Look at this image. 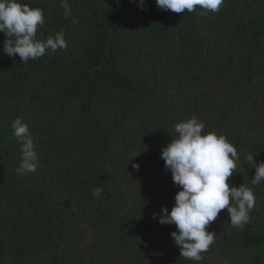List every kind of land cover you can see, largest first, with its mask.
<instances>
[{
	"label": "trees",
	"instance_id": "trees-1",
	"mask_svg": "<svg viewBox=\"0 0 264 264\" xmlns=\"http://www.w3.org/2000/svg\"><path fill=\"white\" fill-rule=\"evenodd\" d=\"M25 3L43 9L38 38L64 32L68 47L22 64L0 32V264H264V183L243 228L226 208L207 226L216 235L202 261L181 256L176 225L153 219L180 190L161 158L177 123L195 116L234 144L230 187L251 186L245 154L264 161V0L206 15L68 0L67 19L61 0ZM17 117L34 138V173L16 171Z\"/></svg>",
	"mask_w": 264,
	"mask_h": 264
},
{
	"label": "clouds",
	"instance_id": "clouds-1",
	"mask_svg": "<svg viewBox=\"0 0 264 264\" xmlns=\"http://www.w3.org/2000/svg\"><path fill=\"white\" fill-rule=\"evenodd\" d=\"M223 3L224 0H156L161 9L175 13L186 9L192 13L199 7L203 10L201 15L219 12ZM61 6L65 19L69 18L68 0H61ZM139 7L144 10L145 0H139ZM76 22L73 18V23ZM44 23L43 9L30 6L25 0H0V32L7 37L3 52L12 58L18 54L24 64L49 51L54 54L58 49H66L64 32L46 39L38 38V28ZM11 127L21 150L16 171L21 175L36 172L39 156L28 124L22 117H17ZM204 129V122L195 116L175 125V135L163 147L161 158L180 190L170 212L167 206H163L162 214L153 213V219L159 217V223L176 225L177 230L171 232V238L180 246L181 256L194 261H202V253L207 252L214 242L216 234L207 226L217 219L221 210L227 209L234 227L243 228L249 222L256 203L254 189L264 183V161L257 163L254 159L257 154L247 153L244 158L255 169L251 186L243 183L237 187L233 183L230 187L229 178L240 161L237 148L225 134L205 132ZM134 166L139 168L138 164ZM102 191V187H97L92 195L99 197Z\"/></svg>",
	"mask_w": 264,
	"mask_h": 264
},
{
	"label": "rangeland",
	"instance_id": "rangeland-1",
	"mask_svg": "<svg viewBox=\"0 0 264 264\" xmlns=\"http://www.w3.org/2000/svg\"><path fill=\"white\" fill-rule=\"evenodd\" d=\"M211 264H225V259L224 257L222 259L221 256H219L214 262L212 261Z\"/></svg>",
	"mask_w": 264,
	"mask_h": 264
}]
</instances>
